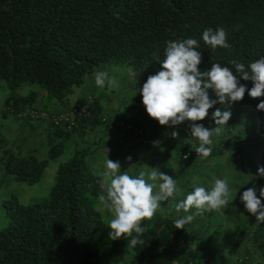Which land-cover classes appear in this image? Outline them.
I'll return each instance as SVG.
<instances>
[{
  "label": "trees",
  "instance_id": "trees-1",
  "mask_svg": "<svg viewBox=\"0 0 264 264\" xmlns=\"http://www.w3.org/2000/svg\"><path fill=\"white\" fill-rule=\"evenodd\" d=\"M209 27L213 31L224 28L229 47L206 45L202 34ZM186 38L198 41L202 72L219 63L250 89L253 82L243 80L232 61L243 63L248 70L251 62L264 56V0H0V86L16 90L37 84L40 90L63 99L82 87L100 66L114 65L128 68L140 89L149 75L160 70L156 58L164 59L166 41ZM38 92L26 97L12 95V107L33 106ZM209 94L215 99L211 90ZM90 97L77 106H85ZM261 100L264 96L254 99L246 91L238 102L217 103L209 109V116L198 121L205 127H216L211 113L219 108L231 112L227 124L218 126L222 133L253 128L236 141L214 136L210 155L235 149L230 152L234 161L235 154L247 148L262 151L264 111L257 110ZM103 109L97 99L91 104V115L81 118L79 126H54L48 158L9 152L4 160L6 175L21 182L40 181L49 160L65 152L64 143L75 130L102 123ZM127 120L149 132L156 142L146 143L149 147H172L179 162H184L183 171L199 157L190 122L162 126L147 112L146 117ZM172 132L178 136L173 138ZM91 156L90 148L76 147L71 158L59 165L47 198L29 204L15 196L7 201L9 223L0 230V264L122 263L128 240L109 237L110 213L99 207L101 177L91 165ZM183 216L171 208L142 222L144 243L132 248L138 264H264L244 256L238 241L226 249L217 246L212 237L192 233L189 224L175 228L174 221ZM253 236L264 258V223H259Z\"/></svg>",
  "mask_w": 264,
  "mask_h": 264
},
{
  "label": "clouds",
  "instance_id": "clouds-1",
  "mask_svg": "<svg viewBox=\"0 0 264 264\" xmlns=\"http://www.w3.org/2000/svg\"><path fill=\"white\" fill-rule=\"evenodd\" d=\"M202 39L212 49L227 48V34L220 27L213 31L211 27L203 31ZM198 41L194 38L166 41L164 59L157 61L160 70L147 77L139 93L148 116L162 126H179L185 121L190 122L191 137L198 141L195 148L197 155L208 157L213 144V137L222 133V126L227 124L231 112L216 108L211 113V119L216 127H205L198 121L209 116V109L217 103L232 104L243 99L245 92L251 98L264 96V56L251 62L245 70L243 63L232 61L236 71L245 81H252L253 86L248 89L229 67L219 63L211 65L207 71L198 67L202 62V54L197 50ZM114 84L108 79V73L100 71L95 74V84L104 88L105 83ZM215 95L210 98L209 91ZM257 110L264 111V100L257 104ZM173 138L178 136L172 132ZM131 160V157L127 158ZM118 161L106 159L99 183L102 193L99 200L105 205L111 215L108 227L109 237L112 240L124 237L128 240L127 248H134L144 241L140 238L145 232L141 226L144 220H151L160 208L161 202L168 201L183 192L177 188L173 177L153 168L150 172L141 171L138 176H131L128 172L121 173ZM257 176L264 177V166L258 167ZM151 181V182H149ZM259 196L264 197V187L259 189ZM231 198V191L227 181L216 179L211 190L196 186L184 199L175 204V211L189 213L195 209L194 214H188L174 221V227L184 229L191 223L195 215L219 210L227 205ZM241 202L248 213L256 217L257 222L264 223V204L257 197L255 188L243 191ZM136 233L137 235H133ZM130 238V239H129Z\"/></svg>",
  "mask_w": 264,
  "mask_h": 264
},
{
  "label": "rangeland",
  "instance_id": "rangeland-1",
  "mask_svg": "<svg viewBox=\"0 0 264 264\" xmlns=\"http://www.w3.org/2000/svg\"><path fill=\"white\" fill-rule=\"evenodd\" d=\"M105 71L108 73V79L115 81L114 84H108L105 83L107 88H99L95 84V74ZM27 86H24V90L27 89ZM33 86H36L37 88H40L39 85L35 84ZM137 83L135 82L134 76L132 73H130V70L126 67H120V66H114V65H102L91 76H87L84 84L82 85V91L80 92L83 96L87 97L91 94V97L95 103V100L97 97L100 98L101 103L104 105V112L103 113V120L102 124H113L115 121L116 113L118 106L120 104L124 106H119L121 109V113H126L127 107L131 106L132 103L136 104L135 110L139 109H145L143 103H142V96L139 93V87H137ZM6 86H0V100L4 93H6ZM22 87V86H21ZM100 93H103L102 96H100ZM75 99L76 95H72ZM71 98L69 101L70 103H75V100ZM128 102V103H127ZM73 107V106H71ZM126 107V108H125ZM48 108L53 109L55 107L51 105L48 106ZM116 109V110H115ZM134 108H128L129 111H132ZM132 113V112H128ZM122 117L125 119V116H117ZM116 117V118H117ZM6 124L5 119H3V116L0 113V132L2 134L8 133L7 127L4 126ZM100 124V123H99ZM254 127V126H253ZM253 128H248L247 131L244 133L251 132ZM242 127L238 129H233L231 131L223 132L221 135L222 138L229 140L236 137V134H238V131L241 132ZM236 132V133H234ZM234 134V135H233ZM103 136V131L99 128L94 127L93 130L89 132L86 138L90 140V143L86 140L85 142L83 139L79 138L78 142L68 140L64 143L65 152L54 159L49 160V165L46 169V172L44 176L41 178V181L38 183H28V182H21L17 181L10 176H7L3 167V164H0V230H2L5 226L9 223V206L7 201L13 198L14 196L17 197V199L23 203V204H29L34 203L36 201L43 200L47 198L50 195V191L55 183V177L57 174L58 167L61 163L64 161H67L71 158L73 155V152L75 151L76 147H79L81 149H86L87 146L92 150L96 148V146H103L102 149H100L97 152V155H93V157L90 158L91 165L94 168V171L96 174H99L101 171H103L104 162L106 159H111L113 161H118L121 165V173L128 172L131 176H138L141 171L150 172L153 168L158 169L160 172L165 173L176 181L177 188L183 192V195H177L173 198H169L168 201L161 202L160 208L156 211L157 213H163L168 209L173 208L175 210V204L179 203L182 199L186 197V195L193 191L196 186H202L205 187L206 190L210 189L208 188V179L203 180V177L210 178L212 180V183L214 185V178L215 179H224L229 184V177H228V170L224 171L222 167H219L217 165L212 168H205L198 172L197 168L199 167L198 163L192 164L189 169H185L178 171L176 169V162L179 163L180 158L177 155V153L174 151V149L168 148L167 146H160V147H149L146 143H143V138H137L140 141H137V145L135 147H128L129 145L127 143H119L118 141L116 144L110 143V138L107 136L105 138ZM1 137V135H0ZM258 137V135L256 136ZM264 137V136H263ZM99 140H98V139ZM102 138V139H101ZM252 138H255L252 136ZM261 140H264V138H261ZM37 142L38 150L37 154L40 158H48V148L44 144L45 141H43L41 138L34 140ZM217 139H215L216 143ZM57 143L58 140H55ZM8 143V138L1 140L0 139V158L2 154V147ZM27 146H22V148H27ZM259 148L262 150L260 153H264V145H260ZM258 148V149H259ZM256 152V148H247L246 150V158H251L252 155ZM21 153H24V150H22ZM227 156V154H226ZM8 157V156H7ZM131 157V160H128L127 158ZM2 159V158H1ZM251 159H254L253 157ZM256 160V159H255ZM264 160V156H263ZM0 163H2V160H0ZM184 163V162H183ZM236 167L242 164V161L238 160L235 162ZM258 165L256 166V168ZM179 172L177 174L176 172ZM240 171H238L239 173ZM192 177H188L189 174H192ZM259 177V176H258ZM11 178V179H10ZM235 177L232 179L234 180ZM263 178V177H260ZM214 181V182H213ZM151 182V181H149ZM232 184H235L231 182ZM247 183V182H246ZM238 184V183H237ZM247 187H251L250 185H239L231 186L229 185V189L231 191V198L229 201H235L240 200V197L242 194H239L240 190H245ZM191 189V190H190ZM100 209L106 213L107 209L103 203L99 204ZM184 213L183 211H181ZM219 212V210H218ZM213 213H216L214 211ZM185 214V213H184ZM109 218L111 219V215H109ZM214 237V236H213ZM124 238V237H123ZM264 258H261L260 261L264 263ZM121 264H138L137 261V255L134 252L132 248H127L124 252V260Z\"/></svg>",
  "mask_w": 264,
  "mask_h": 264
},
{
  "label": "crops",
  "instance_id": "crops-1",
  "mask_svg": "<svg viewBox=\"0 0 264 264\" xmlns=\"http://www.w3.org/2000/svg\"><path fill=\"white\" fill-rule=\"evenodd\" d=\"M24 86L17 88L16 90H12L8 87H5L6 93H4L0 100V113L3 116V119H5L6 124L4 126L7 127L8 133L2 134L0 132V139L4 141V139L8 138V143H6L2 147V154L0 160H2L3 167H4V160L7 158L9 152H13L15 154H21V155H30V154H37L38 145L37 142L34 141L36 139H42L46 147L48 148V153L50 149V144L54 139V124L50 119H31V118H25V117H19L17 114L12 113L8 106L9 102L12 101V95H16L18 97H26L28 96L32 91L39 90L38 96L35 99V103L33 104V107L44 109L51 114L63 112L71 106H76L83 102L87 97L83 96L80 92L82 91V87L77 88L73 92H71L68 96L64 97L63 99H57L54 96L49 95L47 92L40 90L36 86L28 85L27 89L24 90ZM108 86V85H107ZM105 84V88H107ZM90 93L89 96H91ZM72 95H76L75 99L71 97ZM103 93H100V96H102ZM73 98L75 100V103H70V99ZM97 99H100L97 97ZM96 99V100H97ZM128 103V102H127ZM104 107L103 103H101ZM51 105L55 107L53 109L48 108V106ZM25 105H23L24 107ZM119 106H124L120 104ZM115 113L116 116H125L127 119L136 117L141 119L143 116L146 117V109H137L136 104L132 103L131 106L127 107L126 113H121V109L119 108ZM126 108V107H125ZM128 108H134L132 111H129ZM116 110V109H115ZM128 112H132L131 114ZM103 113L104 109H103ZM108 114V113H105ZM96 128H100L103 131V138L106 136L110 138V143L116 144L118 141L119 143H127L128 147H135L137 145L138 136H134L129 133L123 132L116 124H102L98 123L97 125H91L86 124L82 125L81 128L75 130L73 134L70 136L68 140L76 141L78 142V139L81 138L85 142L86 140L88 143H90V140L87 137L89 132L91 130ZM244 130H241L238 134H236V137L233 138L234 141H236L239 137H241L244 134ZM236 133V132H234ZM234 135V134H233ZM98 139V138H97ZM102 139V138H101ZM99 140V139H98ZM27 148H22V146H27ZM103 146H106L105 144L102 146H96V148L92 149V156L97 155V152L103 148ZM87 148H89L87 146ZM22 150H24V153H21ZM230 150V149H229ZM235 150V149H231ZM228 151V149L225 150V154H213L209 155L208 157H197V159H194V161L190 164H187L186 169L194 164L198 163L199 167L197 168L198 172L205 168H212L219 165V167H222L224 171L228 170V177H229V184L231 188L233 186L239 185H250V188H255L257 197L260 199H264V197L259 196V189L261 187H264V177L260 178L256 175L258 167L264 166V160L263 156L264 153L255 152L251 158H246V150L245 149L242 153H237L236 160H232V154ZM227 154V156H226ZM38 155V154H37ZM256 159V160H255ZM242 161V164L239 165V167H236V161ZM176 169L178 171L183 170L184 163L176 162ZM258 167L256 168V166ZM176 172L179 174V172ZM238 171H240L238 173ZM192 174H189L188 177H192ZM233 177L234 180L232 179ZM11 179V178H10ZM208 183V190H211L213 187L212 180L210 178L203 177V180H207ZM220 179V178H219ZM214 180H216L214 178ZM41 181V180H40ZM38 181V183L40 182ZM214 182V181H213ZM231 182L235 183L232 184ZM247 182V183H246ZM37 183V182H36ZM238 183V184H237ZM249 188V187H247ZM191 190V189H190ZM246 190V189H245ZM240 190L239 194H242L243 191ZM183 211V210H181ZM216 211V213H213ZM182 213V212H181ZM195 209H192L189 213H185V215L188 214H194ZM184 214V213H182ZM259 223L256 221V217L252 214L248 213L247 210L244 207V204L241 202V200H235V201H229V203L223 207H221L218 210H213L209 212H205L203 215H195L193 221L189 224V229L192 231V233L197 234L200 237L210 238L212 237L214 240L213 242L222 248L229 249L231 242H237L238 250L243 252L242 254L244 256H247L252 263H255L256 261H260L261 258H263V253L261 252L260 248L258 247L253 233L258 231L259 229ZM214 236V237H213ZM264 261V260H263Z\"/></svg>",
  "mask_w": 264,
  "mask_h": 264
},
{
  "label": "built area",
  "instance_id": "built-area-1",
  "mask_svg": "<svg viewBox=\"0 0 264 264\" xmlns=\"http://www.w3.org/2000/svg\"><path fill=\"white\" fill-rule=\"evenodd\" d=\"M94 102L92 98L88 100L85 106H73L63 112L51 114L50 112L39 109L33 106H24L19 110L14 109L13 101L10 102L8 108L9 110L17 114L19 117L31 118V119H50L54 126L66 127L67 129H74L79 126V120L85 116H89L92 113L91 104ZM121 130L125 132H133L137 136L143 138L144 143L156 144V142L149 137V132L140 126H136L134 123L130 122L126 118L122 117L115 118L113 122Z\"/></svg>",
  "mask_w": 264,
  "mask_h": 264
}]
</instances>
